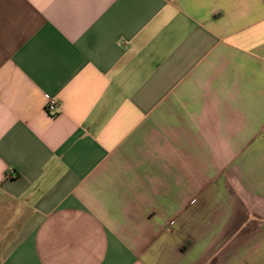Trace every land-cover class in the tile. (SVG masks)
Instances as JSON below:
<instances>
[{"label": "crops", "instance_id": "obj_1", "mask_svg": "<svg viewBox=\"0 0 264 264\" xmlns=\"http://www.w3.org/2000/svg\"><path fill=\"white\" fill-rule=\"evenodd\" d=\"M0 264H264V0H0Z\"/></svg>", "mask_w": 264, "mask_h": 264}, {"label": "built area", "instance_id": "obj_2", "mask_svg": "<svg viewBox=\"0 0 264 264\" xmlns=\"http://www.w3.org/2000/svg\"><path fill=\"white\" fill-rule=\"evenodd\" d=\"M45 111L47 114L54 116L58 112V103L55 99L46 97ZM11 174V172H10Z\"/></svg>", "mask_w": 264, "mask_h": 264}]
</instances>
